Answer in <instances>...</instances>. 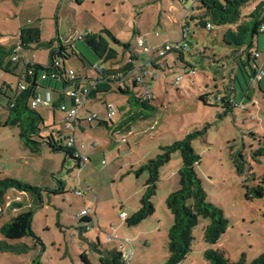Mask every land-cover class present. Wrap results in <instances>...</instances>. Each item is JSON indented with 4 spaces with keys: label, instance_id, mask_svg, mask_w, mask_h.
Instances as JSON below:
<instances>
[{
    "label": "rangeland",
    "instance_id": "374dc122",
    "mask_svg": "<svg viewBox=\"0 0 264 264\" xmlns=\"http://www.w3.org/2000/svg\"><path fill=\"white\" fill-rule=\"evenodd\" d=\"M261 1L264 0H252L242 8V13H250ZM197 3L194 0H82L81 4L75 0H0V44L16 45L20 25L38 26L41 30V44L32 43L18 51L21 68L27 59L44 65L50 63L49 43L59 37L65 44L72 43L80 53L68 58L66 64L86 82H92L96 75L93 65L104 62L80 35L97 33L107 37L118 50L121 64L132 52L123 53L124 47L114 44L103 31L105 28L143 56L152 53L139 46L140 37L152 48L148 45L151 39L158 43L167 38L181 39V23L190 30L186 34L189 46L185 61L173 52L158 61V65L171 64V71L160 68L154 71L150 67L151 72L159 75L147 76L155 107L145 110L146 118L113 129V124L120 123L131 107L137 106L129 102L127 94L118 91L117 84L114 90L100 92L98 99L85 102L78 118L82 120L92 113L98 117L97 121L84 123L83 129L77 127V143H84L80 151L89 159L82 167L64 151H52L47 143L42 144L39 154L32 153L20 139L19 127L4 125L9 97L14 94L19 79L17 72L0 69V88L7 86L0 91V174L43 188L41 197L13 188L7 190L0 228L12 217L31 210L33 230L44 243L43 246L31 236L9 240L0 232V242L27 246L24 252L0 250V264H31L36 259L42 264H85L81 258L83 251L95 263L99 252L92 243L98 238L102 250L118 249L117 245L122 243L107 241L112 233L130 240L123 242L125 254H129L127 264H167V235L173 215L166 198L179 187L178 170L183 164L179 151L172 153L171 160L160 168L154 215L129 227L123 224L121 214L123 211L132 214L139 208L148 177L147 172L137 176L132 169L162 152V146L182 140L188 134H195L191 146L200 157L195 171L203 181L208 200L223 209L229 223L217 245H212L204 239V227L210 219L200 218L193 231L192 251L179 264H211L203 255L210 248L224 251L231 260H238L244 254L248 262L264 252V196L248 200L243 186L251 173L257 179L250 180V185L264 175V93L260 92L254 103L252 87L245 86L244 91L238 86L239 105L225 113L222 103L215 98V83L222 90L223 80H228L232 67L236 66L226 56L230 53V48L223 44L226 28L212 24L208 30L192 17L199 10ZM257 62L260 71L264 70V48L260 49ZM191 66L196 67L195 74L189 72ZM180 75L183 79L176 84ZM254 88L259 90V85ZM208 91L212 94L206 105L200 95ZM109 104L116 107L112 119L106 115ZM36 109L44 117L41 135L66 131L63 111L56 109L54 116L53 108L48 105L41 104ZM238 151L246 157L247 172L242 175L237 173L231 155ZM60 182L65 187L62 193L44 189H57ZM15 195L22 196V205L9 208ZM83 209L90 210L95 223L85 231L86 238L80 236L79 215Z\"/></svg>",
    "mask_w": 264,
    "mask_h": 264
},
{
    "label": "trees",
    "instance_id": "16d2710c",
    "mask_svg": "<svg viewBox=\"0 0 264 264\" xmlns=\"http://www.w3.org/2000/svg\"><path fill=\"white\" fill-rule=\"evenodd\" d=\"M76 1L79 4L82 2V0ZM251 1L252 0L197 1V7L199 10L195 15V19L201 21L203 27H206L208 24H213L215 26H224L226 28L223 34V44L230 48V53L226 54V56L228 58L230 57L231 61L236 66L232 67V73H229L228 80H223L222 90H220V86L215 83L217 88L215 91V98L222 103L225 113L239 105L236 98L238 94V86L245 91V86L252 87V82L260 80L257 78L260 71L257 64L258 55L255 54V52L259 53L260 50L255 48V46L257 37L264 34V31L261 30V26L264 23V1L258 3L250 13L243 14L242 8ZM183 27L185 29L187 28L185 25H183ZM103 31L109 35L114 44L122 45L124 47L123 50L130 49L129 43L117 39L110 30L105 28ZM80 39H85L87 44L104 62V65H93V68L96 70V75L93 78L95 85L91 89L88 99H98L94 96L100 92L105 93L114 90L113 86L114 84H117L118 91L127 94L129 102L131 104L136 103L137 105L135 108L131 107L124 120H121L117 125L113 124V129H120L123 125H130L133 121L146 118L148 114L145 110H151L155 107L152 104L154 92L152 91L153 97L151 99L143 98V86L135 78V68L140 64L138 62V53L130 51L132 53L129 55V58L125 62L119 64V52L114 46H112L111 41L107 37L102 34L87 33ZM184 40L188 43L186 34L184 35ZM54 42H56V44ZM32 43L41 44L40 28L38 26L21 27L19 41L16 45L6 47L0 44V69L12 73L19 71V79V73L22 71V68L18 69V61L12 59L14 49L17 45L21 48H29ZM49 47L51 49L50 63L44 65L33 62L28 65L27 69L31 70L30 76L27 77L29 85L24 90L17 89L16 93L12 95V97H9L7 105L8 116L4 125L19 127L20 139L32 153L39 154L42 149V144L47 143L52 151H64L66 155H70L75 159V163L78 167H81L89 159L84 161L78 155L80 151L78 146L84 143H77L75 131L76 126L75 129H67L65 127L66 131H58V133L52 131L48 135L43 136L41 135V126L44 124V117L36 108L30 106L31 98L41 90H49L51 92L52 104L48 106L53 108L54 116L55 110L60 109L62 104L71 106L73 103L72 99L65 92L67 86L71 83L67 77V71L69 68L67 67L66 60L73 55H80V53L75 50L72 43L65 44L59 37L53 39L49 43ZM184 53L186 54V52L177 54L179 59L183 61ZM157 59L160 60L161 58ZM56 60L61 61L62 64L60 67L55 65ZM160 64L161 67H159ZM160 64L158 65V63L154 61L150 67H152L154 71L159 68L164 72L171 71V64ZM191 69H196V67L191 66ZM53 70H57V77L52 78L49 76L45 79L41 78L45 72H51ZM149 75H151V78H157L159 74L157 72H150ZM177 78L176 84H179ZM223 78H225L224 75ZM78 79H81V77ZM119 82H122L123 85ZM5 87L7 86H2L0 91L5 90ZM210 94H212V91L200 95V99L206 105L210 102L208 98ZM96 119L97 118L93 121H97ZM91 122L92 121L79 119L77 120L76 125H80L81 128L84 123L90 124ZM98 123L108 126V123L106 122L98 121ZM194 135L195 134H188L182 140H177L170 145L162 146V152L142 163L137 169H132L137 176L145 171L147 172L148 177L144 184L139 208L134 213L128 214L125 220H122L123 224H126L129 227L137 226L154 215L156 211L154 198L157 194V188L160 181V168L171 160L172 153L176 151L181 153L183 164L178 170L179 187L171 192L166 198L167 207L173 215V224L167 235L169 253L167 264H179L183 262L187 255L192 251V243L195 239L193 231L200 218L210 219V222L204 227V239L212 245L216 244L220 237L226 232L229 223L223 209L208 200V194L203 187V181L195 171V165L200 162V157L191 146V140ZM71 136L75 139V142L78 144L77 146L67 145L66 142ZM96 146L97 145H95V147ZM231 155L237 173L242 175L247 172L246 157L244 153L238 151L232 152ZM256 179L257 178L251 173V176L247 177L243 183L246 192L245 195L248 200L264 196V175L256 184L250 185L249 181ZM10 188L26 194L30 193L38 197H41L43 191L42 187L31 185L15 177H0V206H3L5 203V194ZM44 189L50 193H62L65 191L62 182H60V186L57 187V189ZM21 205V201L13 202L9 205V208H18L21 207ZM79 216L81 222L80 236L86 238L84 236L85 231L91 228L95 223L90 211L86 214H80ZM32 222L33 212L31 210L23 211L5 222L1 226L0 232L9 240L22 239L26 236H31L44 246L42 239L34 232ZM112 234L114 235L118 233ZM120 242L123 243L124 241ZM92 245L95 250L99 252L97 264H127L124 253L121 250L117 248L102 250L99 247V238L98 241L93 242ZM26 249L27 246L25 244H12L8 241L0 242L1 251L10 250L24 252ZM203 255L211 264H264V252L251 262L246 260L244 254H242L238 260H231L225 255L224 251L215 248L204 250ZM81 258L85 264H93L86 251L81 253ZM31 264L42 263L39 259H36Z\"/></svg>",
    "mask_w": 264,
    "mask_h": 264
},
{
    "label": "built area",
    "instance_id": "2783aa9c",
    "mask_svg": "<svg viewBox=\"0 0 264 264\" xmlns=\"http://www.w3.org/2000/svg\"><path fill=\"white\" fill-rule=\"evenodd\" d=\"M194 1L196 2L198 0H194ZM206 28L208 30H211L212 25L208 24L206 26ZM261 30L264 31V23L261 26ZM186 33H187L186 31H183V38H181L180 40L167 41V42L162 43L160 46H158L156 48H150V47L146 46L143 37L139 38V40H138L139 46H143L145 51H147V52L151 51V53H152L151 58L148 61L140 63L135 68V78L143 86V92L142 93H143L144 99H151L153 97L151 87L147 83L148 82L147 76L150 74V66L154 63L155 58H163V57L167 56L169 53H173V52L176 54L186 52L188 50V43L184 40V35ZM83 36L84 35H80L79 38H82ZM20 49H21V47L19 45H17L16 48L14 49V53L12 55L13 60L19 61L21 59V56L18 53V51ZM255 54L258 55L259 53L255 52ZM32 63H33V61L30 59L25 60L24 67L22 68V71L19 73L18 88H16V90L14 91V94L16 93L17 89L18 90H24L29 85V80L27 79V77L30 76L31 70H28L27 66L32 64ZM61 64L62 63L60 60H56L55 65L57 67H60ZM189 72L191 74H195L196 69H191ZM49 76L52 78L57 77L58 76L57 70L56 71L53 70L51 72H45L41 76V78L45 79L46 77H49ZM67 77L69 78L71 83L67 86L68 89H66L65 92L72 99L73 103L71 106H67L65 104H62L60 106V110L63 111L64 115H65L64 126L67 129H70V128L75 129L76 122H77V120H79L78 113L83 108L85 102L88 100L89 95H90V91L93 88V86L95 85V81L86 82L83 79H78L79 76L71 68H69L67 71ZM262 77H264V70L259 71V73L257 75L258 79H261ZM182 79H183V76H179L177 78V81L180 82ZM41 104H44V105L52 104V94L49 90L38 91L35 94V96L33 98H31V100H30V106L32 108H37ZM115 112H116V107L113 104H109L107 112H106L107 117L109 119H112ZM97 117H98V115L96 113H92V114L88 115L86 118H84V120L93 121ZM66 143L68 146H73V145L77 146L78 145L72 136L69 137V139L67 140ZM78 148L79 149L84 148V144H80L78 146ZM78 155L84 161L88 160V157L86 155H84L81 151H79ZM77 193L80 194V191H77ZM21 200H22L21 195H15V197L13 198V202H19ZM2 207L3 206H0V213L2 211ZM89 211L90 210L83 209L81 211V214H86ZM127 215H128V213L126 211H123V213L121 214L122 220H125ZM112 240L124 241V242L130 241L126 238L120 237L118 234H114V235L109 234L107 236V241H112ZM117 247L119 250H121L124 253V257L127 259L129 254L128 253L125 254V251H127V250L125 248L124 243H120Z\"/></svg>",
    "mask_w": 264,
    "mask_h": 264
},
{
    "label": "crops",
    "instance_id": "0c3cea01",
    "mask_svg": "<svg viewBox=\"0 0 264 264\" xmlns=\"http://www.w3.org/2000/svg\"><path fill=\"white\" fill-rule=\"evenodd\" d=\"M69 2H71L72 0H68ZM76 1V0H75ZM193 9V8H192ZM196 11L195 12H193V15H192V17L195 19V15H196ZM195 20H197V19H195ZM25 26H27V25H20V27L19 28H21V27H25ZM181 29H182V34H181V37L183 38V31H186L187 33L186 34H189L190 33V30H189V27H187L186 29L183 27V25H182V23H181ZM187 39V38H186ZM175 40H180V39H165L164 41H162V42H160V43H158L159 41H156V40H154V39H151V40H149L148 41V45H150V46H152V48H156V47H158V46H160L162 43H164V42H167V41H175ZM147 46V45H146ZM255 48H258L259 50L261 49V48H264V36H258L257 37V39H256V46H255ZM130 51H132V52H137L138 53V62L139 63H141V59H142V61L143 62H145V61H148L150 58H151V56H143L142 54H140L139 53V51H136L135 50V48H131L130 47V49L129 50H123V53L124 52H126V53H128V52H130ZM146 52V51H145ZM122 53V54H123ZM185 54V53H184ZM185 56H186V54L184 55V61L186 60V58H185ZM156 63H158V61H160V60H158L157 58L154 60ZM111 63V62H110ZM166 64H167V62H165ZM257 64H258V62H257ZM17 67H18V69L20 68L21 69V67H20V65H19V63H17ZM19 72V71H18ZM17 72V73H18ZM150 72H151V70H150ZM256 84L257 85H259V90H257V89H255L254 87H256ZM251 86H252V90H250V92H252L253 93V95H252V101L254 102V103H256L257 101H258V95H259V93L260 92H262V93H264L263 91H264V77H262L260 80H256V81H254V82H252V84H251ZM43 91V90H42ZM103 94V93H102ZM94 97H97L98 98V94L97 95H95ZM237 98V97H236ZM238 100V99H237ZM124 119V118H123ZM122 119V120H123ZM77 127L78 128H80V125H76V129H75V131L77 132ZM81 128L83 129V127L81 126ZM82 167V166H81ZM2 174V173H1ZM1 174H0V177H2L1 176ZM95 215H97V212L95 211ZM97 224H99L98 223V221H97ZM99 227H100V225H98ZM158 230H160V229H158ZM214 245H217V243L216 244H214ZM188 256V255H187ZM99 257V256H98ZM89 258H90V256H89ZM187 258V257H186ZM91 260V259H90ZM92 261V260H91ZM93 262V261H92ZM97 262H98V260L95 262L96 264H97ZM95 263H93V264H95Z\"/></svg>",
    "mask_w": 264,
    "mask_h": 264
}]
</instances>
